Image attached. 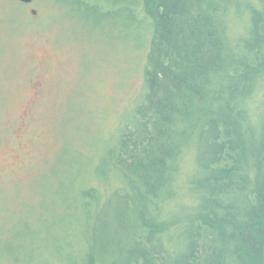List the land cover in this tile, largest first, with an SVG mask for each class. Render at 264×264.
Masks as SVG:
<instances>
[{
    "label": "trees",
    "instance_id": "16d2710c",
    "mask_svg": "<svg viewBox=\"0 0 264 264\" xmlns=\"http://www.w3.org/2000/svg\"><path fill=\"white\" fill-rule=\"evenodd\" d=\"M61 1L139 27L145 93L63 164L41 224L0 205V264H264V0Z\"/></svg>",
    "mask_w": 264,
    "mask_h": 264
},
{
    "label": "rangeland",
    "instance_id": "374dc122",
    "mask_svg": "<svg viewBox=\"0 0 264 264\" xmlns=\"http://www.w3.org/2000/svg\"><path fill=\"white\" fill-rule=\"evenodd\" d=\"M133 28L131 41L61 0H0V205L16 201L12 219L41 224V205L31 207L67 159L103 151L133 118L149 51Z\"/></svg>",
    "mask_w": 264,
    "mask_h": 264
},
{
    "label": "water",
    "instance_id": "95a60500",
    "mask_svg": "<svg viewBox=\"0 0 264 264\" xmlns=\"http://www.w3.org/2000/svg\"><path fill=\"white\" fill-rule=\"evenodd\" d=\"M20 1H22L23 3H26V4H31L34 0H20ZM32 13L34 15H36L37 14V10L33 9Z\"/></svg>",
    "mask_w": 264,
    "mask_h": 264
}]
</instances>
